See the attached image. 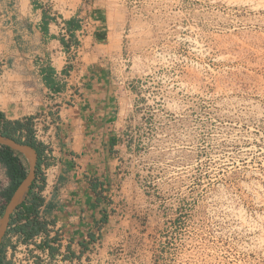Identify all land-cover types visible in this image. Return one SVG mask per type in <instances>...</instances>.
<instances>
[{"label": "rangeland", "instance_id": "rangeland-1", "mask_svg": "<svg viewBox=\"0 0 264 264\" xmlns=\"http://www.w3.org/2000/svg\"><path fill=\"white\" fill-rule=\"evenodd\" d=\"M124 2L134 95L104 196L139 224L113 264H264V0Z\"/></svg>", "mask_w": 264, "mask_h": 264}, {"label": "crops", "instance_id": "crops-1", "mask_svg": "<svg viewBox=\"0 0 264 264\" xmlns=\"http://www.w3.org/2000/svg\"><path fill=\"white\" fill-rule=\"evenodd\" d=\"M127 24L124 0H0V112L41 121L52 142L40 214L53 223L29 241L7 235L9 264H113L138 227L133 211L99 202L90 183L110 191L125 147ZM9 184L0 163V186ZM56 236L53 249L40 246Z\"/></svg>", "mask_w": 264, "mask_h": 264}, {"label": "trees", "instance_id": "trees-1", "mask_svg": "<svg viewBox=\"0 0 264 264\" xmlns=\"http://www.w3.org/2000/svg\"><path fill=\"white\" fill-rule=\"evenodd\" d=\"M33 117H28L24 120H8L4 117V114L0 112V132L11 136L18 140L19 142L29 144L35 147L38 151L39 158L36 169V177L31 186L29 195L25 202L19 206L11 217V223L7 235H19L22 237L23 241H29L34 239L36 236L44 233H49V225L53 223L52 221H47L42 219L41 210L43 205H45V198L42 195V190L45 186V178L41 177V164H42V154L43 146L38 144L34 140V129H33ZM18 132H24L25 139L17 136ZM26 158L20 152L13 150L12 148L0 145V163L3 164L7 169V176L9 178L10 184L6 190L2 193L5 200L9 201L14 191L17 189L19 184L24 180L29 171L28 163ZM41 178L43 183L39 185V191L35 190L37 185V180ZM90 183L93 190L97 194V199L99 202H106L104 196V185L105 183L98 178H91ZM108 204V203H107ZM3 212V208L0 210V216ZM108 214H106L102 222H105ZM6 235V236H7ZM58 237H54L46 240L40 246L44 245L53 249L51 241H57ZM8 242H3L0 246V264H9L7 259V245Z\"/></svg>", "mask_w": 264, "mask_h": 264}, {"label": "water", "instance_id": "water-1", "mask_svg": "<svg viewBox=\"0 0 264 264\" xmlns=\"http://www.w3.org/2000/svg\"><path fill=\"white\" fill-rule=\"evenodd\" d=\"M0 144L8 146L13 150H16L24 155L29 163V171L24 180L19 184L17 189L12 194L10 200L7 203L5 210L0 216V246L4 242L9 226L11 223V217L15 210L21 206L27 199L31 186L36 177V169L38 164L39 154L35 147L19 142L15 138L5 135L0 132Z\"/></svg>", "mask_w": 264, "mask_h": 264}, {"label": "built area", "instance_id": "built-area-1", "mask_svg": "<svg viewBox=\"0 0 264 264\" xmlns=\"http://www.w3.org/2000/svg\"><path fill=\"white\" fill-rule=\"evenodd\" d=\"M48 2V1H46ZM33 129H34V140L38 143L41 144L43 146V154H42V164H41V177L43 176L44 178L46 177V169H45V163L48 160V157H50L51 155V148H52V142L49 139V129L46 130L45 126L43 125V123L41 121H37V119L33 120ZM17 136L25 139V134L24 132H18ZM1 145V144H0ZM46 181V180H45ZM43 183V181L41 180V178L39 177V179L37 180V185L35 187L36 191H39V185H41ZM6 204V200H4V202H0V208H2V206H4Z\"/></svg>", "mask_w": 264, "mask_h": 264}]
</instances>
